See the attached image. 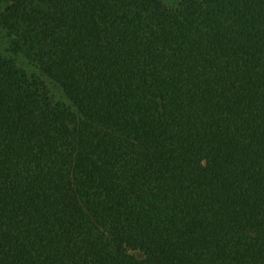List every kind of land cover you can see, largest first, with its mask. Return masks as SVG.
I'll use <instances>...</instances> for the list:
<instances>
[{
    "label": "trees",
    "instance_id": "16d2710c",
    "mask_svg": "<svg viewBox=\"0 0 264 264\" xmlns=\"http://www.w3.org/2000/svg\"><path fill=\"white\" fill-rule=\"evenodd\" d=\"M0 41V264H264V0H0Z\"/></svg>",
    "mask_w": 264,
    "mask_h": 264
},
{
    "label": "rangeland",
    "instance_id": "374dc122",
    "mask_svg": "<svg viewBox=\"0 0 264 264\" xmlns=\"http://www.w3.org/2000/svg\"><path fill=\"white\" fill-rule=\"evenodd\" d=\"M165 4L169 5V6H176L180 0H162ZM6 47L5 42H1L0 41V52L2 54H4V49ZM19 65L24 67L27 71H31L30 67L27 64H22L21 62H19Z\"/></svg>",
    "mask_w": 264,
    "mask_h": 264
}]
</instances>
